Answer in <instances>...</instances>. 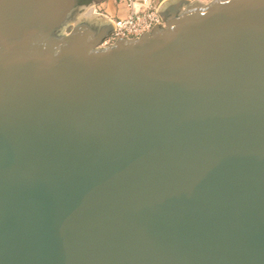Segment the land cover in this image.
I'll list each match as a JSON object with an SVG mask.
<instances>
[{"label": "water", "instance_id": "95a60500", "mask_svg": "<svg viewBox=\"0 0 264 264\" xmlns=\"http://www.w3.org/2000/svg\"><path fill=\"white\" fill-rule=\"evenodd\" d=\"M77 3L0 0V264H264V0Z\"/></svg>", "mask_w": 264, "mask_h": 264}, {"label": "built area", "instance_id": "2783aa9c", "mask_svg": "<svg viewBox=\"0 0 264 264\" xmlns=\"http://www.w3.org/2000/svg\"><path fill=\"white\" fill-rule=\"evenodd\" d=\"M163 0H150L146 5H142L137 12L134 11L133 4L128 5L129 12L123 16L112 21L115 26L107 37H105L101 46H109L113 44L117 38L136 39L146 32H150L151 28L159 23L164 25V21L155 12L159 4Z\"/></svg>", "mask_w": 264, "mask_h": 264}, {"label": "crops", "instance_id": "0c3cea01", "mask_svg": "<svg viewBox=\"0 0 264 264\" xmlns=\"http://www.w3.org/2000/svg\"><path fill=\"white\" fill-rule=\"evenodd\" d=\"M118 1L119 3H116L115 0L100 1L94 4V8L92 12L103 15L105 18H107L109 21L112 22L116 18L125 16L129 12L128 5L133 4V2L130 0H118ZM192 1L194 0H189V2ZM195 1H202V0H195Z\"/></svg>", "mask_w": 264, "mask_h": 264}, {"label": "flooded vegetation", "instance_id": "af4514ba", "mask_svg": "<svg viewBox=\"0 0 264 264\" xmlns=\"http://www.w3.org/2000/svg\"><path fill=\"white\" fill-rule=\"evenodd\" d=\"M100 1H103V0H78L77 7L83 8V6H87L92 3H98Z\"/></svg>", "mask_w": 264, "mask_h": 264}, {"label": "rangeland", "instance_id": "374dc122", "mask_svg": "<svg viewBox=\"0 0 264 264\" xmlns=\"http://www.w3.org/2000/svg\"><path fill=\"white\" fill-rule=\"evenodd\" d=\"M116 1V3H119V1L118 0H115ZM210 0H202V1H198V2H202V3H207V2H209Z\"/></svg>", "mask_w": 264, "mask_h": 264}]
</instances>
